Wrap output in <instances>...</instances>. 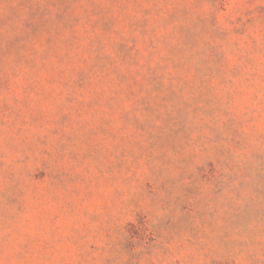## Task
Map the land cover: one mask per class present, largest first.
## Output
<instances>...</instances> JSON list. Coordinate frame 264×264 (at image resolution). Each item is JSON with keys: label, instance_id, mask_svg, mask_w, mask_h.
<instances>
[{"label": "rangeland", "instance_id": "obj_1", "mask_svg": "<svg viewBox=\"0 0 264 264\" xmlns=\"http://www.w3.org/2000/svg\"><path fill=\"white\" fill-rule=\"evenodd\" d=\"M0 264H264V0H0Z\"/></svg>", "mask_w": 264, "mask_h": 264}]
</instances>
